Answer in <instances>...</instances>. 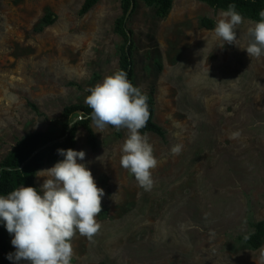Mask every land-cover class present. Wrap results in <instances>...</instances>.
<instances>
[{
	"label": "rangeland",
	"instance_id": "rangeland-1",
	"mask_svg": "<svg viewBox=\"0 0 264 264\" xmlns=\"http://www.w3.org/2000/svg\"><path fill=\"white\" fill-rule=\"evenodd\" d=\"M83 1L0 0V161L31 132L59 135L63 109L86 105L87 90L120 70L121 1L99 0L80 14ZM136 1L125 22L133 78L153 98L164 132L146 133L158 160L154 186L145 191L120 165L127 129L101 133L90 120L92 148L78 126L75 150L86 155L77 162L105 194L101 229L92 241L72 239L71 264H264V241H245L264 220V57L219 46L214 28L225 9L173 0L162 16ZM243 18L237 36L246 47L257 21ZM70 118L82 119L81 111ZM175 144L183 145L179 155L170 151ZM45 179L36 175L39 189Z\"/></svg>",
	"mask_w": 264,
	"mask_h": 264
},
{
	"label": "clouds",
	"instance_id": "clouds-1",
	"mask_svg": "<svg viewBox=\"0 0 264 264\" xmlns=\"http://www.w3.org/2000/svg\"><path fill=\"white\" fill-rule=\"evenodd\" d=\"M259 16L260 20L247 29L249 43L241 47L237 30L244 18L230 4L215 24L219 46L223 47L226 42L245 49L251 59L264 57V10ZM87 91L90 94L84 102L92 110L87 118L95 131L103 133L109 126L117 131L128 130L121 146L120 165L134 176L140 187L150 191L154 186L152 170L158 166V160L147 134L140 132L150 118L147 95L132 84L124 70L104 77ZM73 125L75 122L69 123V127ZM240 135L238 130L234 131L229 139ZM182 149V144H175L170 151L179 155ZM57 152L64 159L36 174L46 177L39 191L33 186L21 185L7 196L0 195V222L12 236L11 244L15 248L7 258L15 264L20 261L71 264L72 239L79 234L92 241L101 229L96 217L102 212L101 200L105 193L85 163L77 162L78 158L85 159V151L61 148ZM261 259L264 260V255Z\"/></svg>",
	"mask_w": 264,
	"mask_h": 264
},
{
	"label": "trees",
	"instance_id": "trees-1",
	"mask_svg": "<svg viewBox=\"0 0 264 264\" xmlns=\"http://www.w3.org/2000/svg\"><path fill=\"white\" fill-rule=\"evenodd\" d=\"M99 0H84L80 8V14L88 12ZM122 14L115 20V31L123 36L124 43L120 48L119 66L120 70L127 73V78L134 86L139 85L133 78V42L130 37V31L126 28V19L136 6V0H120ZM216 9H228L230 4L236 6V11L242 17L251 18L255 21L260 20L259 12L264 10V0H200ZM148 5H156L158 13L165 16L172 8L173 0H145ZM45 23L53 21L52 14L46 15L43 19ZM205 25V24H204ZM140 88V87H139ZM141 89V88H140ZM142 93L146 94L142 89ZM147 95V94H146ZM150 118L145 128L140 132H155L164 135L162 128L153 120L154 116V100L147 95ZM33 109L37 110V106L30 103ZM77 111H81L82 119L75 122V125L69 127V123H73L71 115ZM91 109L87 105L73 104L66 106L62 112V126L59 135L54 136L49 131H34L23 138L19 139L10 152L0 161V195L7 196L11 191L24 186H33L40 189L36 183V174L40 168L46 163H56L63 160L64 157L59 155L57 149H75L77 143L78 126H83L89 133V143L95 148L96 138L90 127V119L88 115ZM42 194V193H41ZM245 241L252 247H259L264 241V220L255 224V232L245 238ZM8 253H14V246L11 244V235L8 233L3 222H0V264H14L7 258Z\"/></svg>",
	"mask_w": 264,
	"mask_h": 264
},
{
	"label": "bare ground",
	"instance_id": "bare-ground-1",
	"mask_svg": "<svg viewBox=\"0 0 264 264\" xmlns=\"http://www.w3.org/2000/svg\"><path fill=\"white\" fill-rule=\"evenodd\" d=\"M161 230H162V228H161ZM166 236H168V235L166 234L165 237H166ZM133 237H134V236H133ZM131 238H132V237H131ZM123 239H124V238H123ZM133 239H134V238H133ZM159 239H160V238H159Z\"/></svg>",
	"mask_w": 264,
	"mask_h": 264
}]
</instances>
